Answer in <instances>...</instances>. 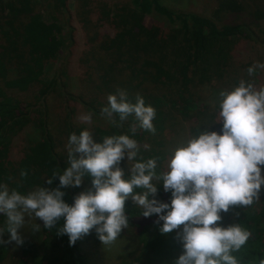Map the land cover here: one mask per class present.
<instances>
[{
	"label": "trees",
	"instance_id": "16d2710c",
	"mask_svg": "<svg viewBox=\"0 0 264 264\" xmlns=\"http://www.w3.org/2000/svg\"><path fill=\"white\" fill-rule=\"evenodd\" d=\"M68 1L0 0V183L22 195L38 187H55L58 178L52 185L46 181L68 166L67 151L61 150L67 149L69 134L81 131L62 120L71 112V103L102 122L93 129L96 141L129 135L137 141V160L154 158L157 175L167 171V165L162 167V163H167L171 155L168 129L172 126L180 132L181 121L190 120L195 124L191 127L192 136L205 127L219 131L218 93L231 90L240 82L229 73H237L230 71L232 62H236L233 55L255 40L253 28L260 29L259 22L264 21V0L251 1L254 9L241 0H221L213 18L177 13L161 0H78V21L67 10ZM45 3L55 12L54 21L49 24L43 21L44 9L39 10ZM245 11L253 17L250 25L223 23V17ZM261 32L263 40L259 44L264 46V31ZM78 54L85 69L83 81L93 87L90 98L75 94L70 83L69 68ZM57 63L54 78L49 81L48 68ZM203 88L209 89L205 99L196 96H201ZM35 89L34 100L26 104L10 94ZM119 91L125 92L132 102L139 95L154 108V132L137 128L133 134L132 116L119 121L113 114L117 126L101 114L108 95ZM61 108L63 113L57 115ZM61 130L65 133L59 136ZM23 134L28 145L18 147L19 156L14 158L11 154L17 147L15 141ZM119 166L127 178L126 158ZM21 172L25 175L21 176ZM161 183L158 179L157 192L150 198L157 196L161 202H170V192L160 193ZM90 188L91 178L85 175L79 187L62 189L63 199L71 204L76 195ZM165 195L166 200L162 198ZM124 209L128 226L138 240L126 257L142 255L135 261L118 260L122 264H174L183 250L179 229L161 233L162 221H155L157 215L144 217L143 210L131 198L125 201ZM221 216L218 223L223 226L239 223L250 233L241 249L231 254L239 264H259L264 258V186L259 200L245 207L231 206ZM5 221L0 215V228H6ZM62 226L63 218L52 228L41 226L39 243L25 239L15 248L10 243L0 245V264L8 260L14 264H89L87 255L97 236L95 229L70 246L68 236L61 233ZM143 230L145 233L141 234ZM3 235L8 236L6 230Z\"/></svg>",
	"mask_w": 264,
	"mask_h": 264
},
{
	"label": "clouds",
	"instance_id": "9594fccd",
	"mask_svg": "<svg viewBox=\"0 0 264 264\" xmlns=\"http://www.w3.org/2000/svg\"><path fill=\"white\" fill-rule=\"evenodd\" d=\"M247 71L251 76L254 68ZM218 97L219 131L205 127L178 143L167 161V171L159 175L154 158L136 159L137 141L129 135L96 141L87 129L69 134L68 166L46 181L52 185L58 178L55 187H38L22 195L0 183V215L6 218L0 237L5 230L8 233V240L0 239V245L23 244L19 230L32 218L41 222L32 226L33 232L41 226L52 228L63 218L61 233L68 236L70 246L93 228L102 244L108 245L128 226L124 205L131 198L144 217L157 215L162 221L161 233L179 229L183 250L174 264H239L231 253L241 249L250 233L239 223L225 227L218 222L231 206L245 207L260 199L264 186V86L256 88L241 80L233 89L219 91ZM101 114L112 123H117L113 114L119 121L132 116L133 134L137 128L155 131V110L139 95L132 102L123 91L109 94ZM81 119L90 121L91 116ZM125 158L127 178L119 166ZM85 175L91 178V188L68 204L62 189L79 187ZM153 179L162 181L164 191L171 194L170 202L150 198L157 192ZM259 264H264V258Z\"/></svg>",
	"mask_w": 264,
	"mask_h": 264
},
{
	"label": "rangeland",
	"instance_id": "374dc122",
	"mask_svg": "<svg viewBox=\"0 0 264 264\" xmlns=\"http://www.w3.org/2000/svg\"><path fill=\"white\" fill-rule=\"evenodd\" d=\"M220 1L221 0H161V3L177 13H191L202 17L213 18V13L219 6ZM241 1L244 2L245 5L251 6V9L255 8L254 3L251 2L254 0H241ZM42 2H46V1H42ZM67 5H68L67 10L73 15L74 17L73 19L78 21L77 18H75V13L77 12V8H78V0H69ZM48 8L50 7L47 5V3H45L43 7L39 8V10L44 9L42 11L43 12L42 17H43V21H45V23L47 24L54 21L53 19L55 17L54 16L55 12L52 9H48ZM95 9H96V5L94 6V10ZM250 15H251L250 11H245L240 15L238 14L227 15L223 17L222 20L224 24L245 23L250 25L253 21V17ZM59 18L61 19L62 16L59 15ZM92 18H95V16H92ZM75 24L77 25V22H75ZM218 24L222 25L221 22H218ZM255 24L257 25V23ZM78 25L81 24L78 23ZM259 25L261 27L260 29L253 28L256 35L255 40L249 41L242 48L240 47L233 55L236 62H232V67H230V71H235L237 73L234 74L233 72H229L232 76L237 77L240 81L244 80L245 82H247L246 80L249 79L250 82L253 83L256 88L264 86V67H256V65L258 64H264V46L259 44V42H262L263 40V37L261 36L262 35L261 30L264 31V21L259 22ZM81 42H83L82 39ZM82 45L84 47L83 43ZM247 63H249L248 67L245 66ZM57 66L58 63L48 68L49 71L47 73V79L49 81L52 80V78H54V72L57 69ZM249 67L254 68L253 74L251 76H249L247 71ZM69 73L71 75L70 83L72 85L73 92L77 95L82 94L85 97L90 98L92 95L93 87L92 84L85 83L83 81L86 75H85V69L84 67L81 66L80 63L79 54L73 58V61L69 68ZM35 92L36 89L29 93L12 91L10 92V94L13 95V97L17 99V101L26 104L27 102H32V100H34L33 94ZM208 92H209L208 88H203L200 92L201 96L198 93L196 96L198 98L201 97L205 99ZM70 109L71 112L67 113L65 118L63 116L62 120L66 119V122L69 121L70 122L69 124H71L73 127L79 128L81 131L87 129L93 136V132H94L93 129L95 128V126H98V124H102V122L98 123L99 121L96 119V117H94L91 113L84 110L82 107L78 106V104L76 103H71ZM62 113H63V109L62 108L58 109L57 115ZM85 115H90L91 120L90 121L82 120L81 117ZM178 118L179 120L181 119L180 116H178ZM62 123L64 124V122ZM194 125L195 124L190 120L189 122L182 120L180 127L182 129L180 132H177V129L176 131H174V128H172V126L168 129L167 135H169L170 138L168 151L170 153L178 145V143L192 137L191 127H193ZM61 133L62 134L65 133V130H61V132L58 133V135L60 136ZM27 139L28 138H26L25 134L21 135V137L16 139L15 145L17 147L13 150L11 154L12 157L15 158L16 156H19L18 152H20V149L18 147L20 148L26 147L28 145L26 143ZM62 151L66 152L67 149H62L61 152ZM163 165L165 167L167 163H162V167ZM152 183L154 185H157L158 179H153ZM160 193L163 195L166 193L163 189V185L162 187H160ZM162 198L165 199L166 195L165 197L162 196ZM155 199L159 201L161 200L157 196H155ZM27 219L28 218L26 217V220ZM157 220L158 218L156 217L155 221ZM36 223H39L38 220L36 221L35 218H32L31 220H28V222L23 226V228L19 230L23 240L30 239L34 243H39L42 241V232H41L42 229L40 228V230L36 232H33L31 230L32 226ZM124 230L125 231H121L118 237L108 245H103L102 242L96 236L92 244V250L89 251L88 252L89 254L87 255L89 259V264L92 262L94 263L95 261L97 262V264H122V262L118 260L119 258L121 260H127L129 262L132 260L135 261L139 259L142 253H139L135 258L133 255L132 256L129 255V258L126 257V255H128L129 253V250L132 251L134 248H136L138 240L136 237L134 238L135 234H133L132 232L133 231L132 227L128 226L124 228ZM143 233H145L144 230L141 232V234ZM4 238H8V236L3 235L2 237H0V239H4ZM10 246L12 248L18 247V245H16L15 242L10 243ZM5 264H14V263L13 261L8 260Z\"/></svg>",
	"mask_w": 264,
	"mask_h": 264
}]
</instances>
